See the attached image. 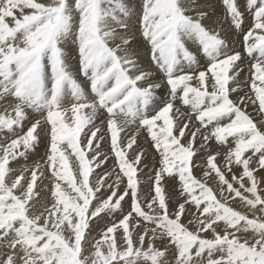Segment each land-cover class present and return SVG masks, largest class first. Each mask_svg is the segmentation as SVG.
I'll return each mask as SVG.
<instances>
[{"label":"snow or ice","instance_id":"6c2138e0","mask_svg":"<svg viewBox=\"0 0 264 264\" xmlns=\"http://www.w3.org/2000/svg\"><path fill=\"white\" fill-rule=\"evenodd\" d=\"M0 264H264V0H0Z\"/></svg>","mask_w":264,"mask_h":264}]
</instances>
